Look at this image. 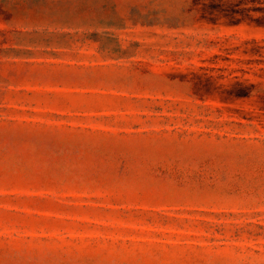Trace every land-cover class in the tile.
I'll use <instances>...</instances> for the list:
<instances>
[{"label": "rangeland", "instance_id": "374dc122", "mask_svg": "<svg viewBox=\"0 0 264 264\" xmlns=\"http://www.w3.org/2000/svg\"><path fill=\"white\" fill-rule=\"evenodd\" d=\"M0 264H264V0H0Z\"/></svg>", "mask_w": 264, "mask_h": 264}]
</instances>
